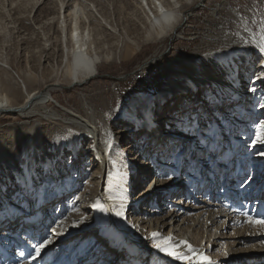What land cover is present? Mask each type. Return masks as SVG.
<instances>
[{
	"label": "rangeland",
	"instance_id": "obj_1",
	"mask_svg": "<svg viewBox=\"0 0 264 264\" xmlns=\"http://www.w3.org/2000/svg\"><path fill=\"white\" fill-rule=\"evenodd\" d=\"M76 1L97 9L98 12L93 11L96 17L92 23L93 34L99 39L98 43L101 41V55H113L112 59L98 66L97 76L82 86L70 85L71 78L66 69L69 59L72 64L74 59L66 55L59 27L62 5L69 10ZM141 1L0 0V91L10 98L13 105L19 106L24 103L28 93L45 91L48 86L57 83L58 86L49 94L47 104L48 110L56 112L59 119L54 123L52 119L42 121L40 117L24 118L4 114L0 116V139L8 142L14 137L18 126L31 131L40 121L48 137H52L55 130L65 140V144L59 146L63 157L58 165L67 164L70 167V175L64 180L66 192L60 197L52 196L54 198L48 204L43 194L40 197V206L47 223L52 226L65 222L70 214L95 218L94 223L99 222L98 209L82 208L86 202L92 201L98 191L99 166L86 171L89 165L97 166L94 163L98 133L103 141L107 140L113 145L119 140L117 144L125 151L126 162L134 167L131 172H147L145 174L148 176L156 173L159 175V185H168L171 176L162 175L163 168L153 155L168 146L164 140L166 135L182 133V140L175 139L169 144L172 147L175 143L178 160L183 165L182 178L185 179L187 190L180 198L182 203L185 200L188 202L184 204L185 208L208 206L209 213L222 209L232 219L218 245L205 256L212 264H264V232L257 242H245L242 246L235 242L236 236L246 231L249 233V229L255 225L249 222L250 219L264 221V143L256 138L259 134L257 126L264 122V91L261 87L243 99L244 86L235 85L236 100L226 107L223 100L218 99L221 91L213 83L201 85L198 93L193 92L184 97L185 104L180 96L164 101L153 109L154 117L159 118L153 134L146 128L140 129L129 117V106L135 96L156 98L174 71L180 70V74L186 77L195 74L196 69L189 63L191 59L203 64V54L237 41L236 20L244 23L248 30L255 29L258 37H261L264 0H178L181 13L178 29L161 39L149 38L151 25L142 15ZM100 15L108 21L104 28L99 25L103 20L99 19ZM107 26L114 27L117 33H112ZM260 54L259 58L264 56L261 51ZM206 68L216 75L212 67H200L203 70ZM230 72L242 78L245 69L239 68L237 72L233 69ZM231 82L228 81L230 85ZM180 104L186 109L182 116L177 115ZM72 116L93 120L97 128L95 140L83 129L65 124ZM18 149H21L20 142L14 144L11 150L13 156L18 154L15 153ZM147 159L151 160L152 165L148 170L142 169ZM127 174L129 179L137 177L136 174ZM8 177L2 184L8 181ZM256 177L260 179L253 184L252 179L256 180ZM133 188L139 195L145 190L144 186L140 188V183L133 185ZM54 190L56 188L50 193H54ZM169 196L162 194L158 201H150L141 209L129 212L127 221L139 232L147 231L149 223L143 224L144 214L141 211L147 212L154 206L162 209L167 200L171 204L179 201L178 197L169 199ZM82 197L85 199L81 202ZM89 228H82L85 232L69 239V242L49 245L44 250V257L35 261H32L33 245L37 244V240L32 237L29 227L21 226L6 231L5 237L1 236L3 231L0 230V264H101L106 261V233L102 229L87 231ZM209 230L199 235L193 233V236L198 240L203 236L201 244L210 247L213 237L208 241ZM168 231L169 227L164 233ZM64 238V231L55 237L57 240ZM77 239L80 241L73 246L74 252L69 251L71 241ZM93 240L97 242V249L86 254V245ZM101 246L104 251L101 259L97 260ZM247 251H250L249 254L257 251L258 255L247 257L244 261L245 257L241 255ZM230 252L237 254L231 256L229 263H224L221 255ZM122 257L115 263L106 262L120 264ZM144 260L148 264H159L150 253L138 261L133 259L139 263Z\"/></svg>",
	"mask_w": 264,
	"mask_h": 264
},
{
	"label": "bare ground",
	"instance_id": "obj_2",
	"mask_svg": "<svg viewBox=\"0 0 264 264\" xmlns=\"http://www.w3.org/2000/svg\"><path fill=\"white\" fill-rule=\"evenodd\" d=\"M140 8L142 15H144L151 25L149 30L150 39L153 37L161 39L177 31L181 16L178 0H168V2L167 0H142ZM95 10L98 12L94 6L83 5L77 1L69 10H67L64 4L60 9L59 27L62 32L60 40L65 45L66 50H64L67 57L74 59L73 64L69 59L66 69L67 74L71 78L70 85L82 86L85 82L97 76L98 66L103 61L113 58V55L103 57L100 53L99 44L101 41L98 43L99 39H96L97 37L94 36L95 34H93L92 29L93 19L96 18L93 13ZM100 18L103 20L98 24L104 28L108 21L101 15ZM98 24L97 26H99ZM235 27L239 37L237 41L228 42L224 45L225 47L203 54V64L195 59L189 61L192 67L196 69L195 74L186 77L180 74V70H176L172 73L161 93L156 98L141 95L135 96L129 106V117H131L136 126H139L140 129L142 127L146 128V131L153 134L152 132H155V126L158 124L159 119L154 117L153 109L164 101L179 96L182 98V103L185 104L184 97L193 92L198 93V88L201 85H209L210 83L216 85L221 91L218 94V99L223 100L220 101H222L225 107L228 103H233L236 100L234 98L235 85L236 87L237 85L244 86L242 88L244 92L241 96L243 99L254 93L253 89L256 90L258 87H261L260 89L264 91V56L259 58L261 56L260 47L264 43V27L262 28L263 35L261 37H258L255 29L251 28L248 30L241 21L236 20ZM107 28L112 33H117L114 27L107 26ZM200 67H212L216 75L211 73L212 71L209 72V68L203 70ZM239 68L245 69L242 78L235 77V74H231L230 72L233 69L237 72ZM228 81H232V85ZM57 86L56 83L48 86L45 91L28 93L24 103L19 106L13 105L10 98L0 91V116L8 114L24 118L40 117L42 121L52 119L56 123L59 120L57 118L58 115L56 112L48 110L47 103L49 94ZM182 107L183 110L181 111ZM184 108V105L180 104L178 106V116L184 115L186 110ZM65 124L83 129L93 139L97 136V128L94 126L92 119L72 116L66 120ZM42 126L40 121L34 125L31 131L18 126L11 140L5 142L0 139V230L3 231L1 233L2 237L6 236V231H11L21 226L29 227L31 229L30 233L37 240V243L44 241L45 238L51 240V243L46 246L48 247L49 245L55 246L63 242H69V239L85 232L82 228L90 226L87 231L102 229V232L106 233L104 239L106 243L104 246L107 248H105L107 251L105 253L106 261L115 263L122 255L123 261L120 264H125L124 262L126 261V264H148L145 260L142 263L137 261L145 254L150 253L158 260L159 264H206L205 261L202 262V257L206 253L209 254L212 248L218 245V242L225 235V230L229 228V222L232 219L222 209L212 210L213 212L209 213L208 206L193 205L185 208L184 204L188 202L185 200L182 203L183 200L180 198H182L181 196L187 190L185 179L182 178L183 165L178 160L175 143L172 147L169 145L175 139L182 140V133L173 132L166 135L167 138L164 140L167 141L168 146L163 145L165 146V150L156 153L153 151L155 153L153 156H156V158H153L158 159L157 164L163 168V174H161L171 176L168 185L157 184L159 175L156 173L148 176L146 175L147 172H145L146 174H138L137 171L131 172L134 167L131 163L126 162V153L117 144L119 140L116 139L118 141L113 145L107 140L103 141L98 133L99 139L97 138V143L95 144L96 158L94 163L97 166L91 167L89 165L86 168V171L89 172L90 169L94 170L99 166L100 171L97 175L99 183L98 191L93 195L92 201L86 202L82 208L87 209L88 207L89 210L98 209L100 212L97 217L99 222L94 223L95 218L87 219L83 216L79 217L70 214L65 222L49 226L47 217H45V213L40 206V197L43 194L45 201L47 200L46 204H48L54 198L52 196L60 197V195H63L66 192L64 180L70 175V167L67 164L58 165V162L63 157L59 146H63L65 140L55 130L52 132V137H48ZM16 142H20L21 149L15 151L18 154L13 156L11 150ZM175 142L179 143L178 140ZM143 143L145 142L143 141ZM151 147L154 150L156 149L154 146ZM145 156L147 157V155ZM150 159L146 160L142 169L148 170L151 167ZM263 166L264 164L262 168ZM127 173L131 175L136 174V179L132 178V182V179L128 178ZM7 175L9 176L8 181L2 184ZM27 175H29V178H27ZM257 179H260V177H256V180L255 178L252 179L254 180L253 184L259 181ZM153 182L155 183L152 184ZM139 183L140 188L145 187V190L140 195L133 188V185ZM54 188H56V191L54 190L55 192L51 194L50 191ZM162 194H169V199L178 197L179 201L171 204L167 200L162 209L154 206L149 208L147 212L143 213L142 210L141 213L144 214L142 218L143 224L149 223V227L147 231L143 232L140 230V233L137 228L127 221L128 213L135 209H141L142 206L147 205L150 201H158ZM262 198H264V193ZM83 199L85 198L82 197L80 201L82 202ZM97 204L102 205L103 210L96 207ZM121 206H123L125 211L124 218L115 214L120 210ZM262 209L263 207L261 206ZM161 215L164 216L161 218L159 217ZM166 226L167 228L169 227V231L164 233L167 229ZM208 229H210L208 241L213 237L210 247L205 243V245L201 244L203 236L199 240L193 236V233L199 235V233L205 230L208 231ZM249 230V233L246 231L244 234L241 233V236H236L235 242L238 243L237 245L242 246L245 242L254 243L259 241L264 232V225L255 224ZM61 231H64L65 238L62 240L55 239L58 235L57 233ZM153 232L161 233L164 237H174L173 243L176 251L185 255L187 259L177 260L172 256L159 252L153 246L154 241L151 239ZM248 236L250 238H246ZM79 241L80 239L75 240V242L71 241L69 251L74 252L72 248ZM185 241L195 249L194 252H190L188 247L184 245ZM90 243L86 245V251H88V253L85 251L86 254L97 249L95 245L97 242L95 240L89 246ZM46 247L42 249L39 257L34 258L32 261L44 257ZM102 247L99 248L97 260L101 259V253L104 251ZM248 252L250 251L241 255L245 257L244 261H246L247 257L258 255L257 251L251 254ZM234 254L237 253L230 252L225 256L221 255L224 258V263H229L232 259L231 256ZM117 255L118 257L116 258ZM134 258L137 261H133ZM106 261L104 260L101 264H107Z\"/></svg>",
	"mask_w": 264,
	"mask_h": 264
},
{
	"label": "snow or ice",
	"instance_id": "obj_3",
	"mask_svg": "<svg viewBox=\"0 0 264 264\" xmlns=\"http://www.w3.org/2000/svg\"><path fill=\"white\" fill-rule=\"evenodd\" d=\"M260 51L262 53H264V43L261 44ZM253 91H255V89H253ZM262 107H264V105H262ZM257 130H258V133H259L257 135V137H256L257 140L262 142V143H264V122H261V123L258 124ZM262 154H264V153H262ZM96 207H98L100 210H103V206L102 205L97 204ZM115 214L117 216H119V217L124 218L125 217V211H124L123 206H121L120 210L117 211ZM249 222L250 223L264 225V221H262V220H251L250 219ZM57 234H59V233H57ZM151 239L154 241L153 246L159 252H163V253H165V254H167L169 256L174 257L177 260H185V259H187V257L185 255H183L180 252L176 251V247H175V245L173 243L174 237H172V236L164 237L161 233L153 232L151 234ZM50 243H51V240L45 238L44 241H41V242L33 245V247H34V257L33 258L39 257L40 252L42 251V249L44 247H46L47 244H50ZM184 245L186 247H188L190 252H194L195 251V249H193L192 246L187 243V241L184 242ZM202 259H203V261L206 262V264H212V262L209 261L208 257L204 256V257H202Z\"/></svg>",
	"mask_w": 264,
	"mask_h": 264
}]
</instances>
